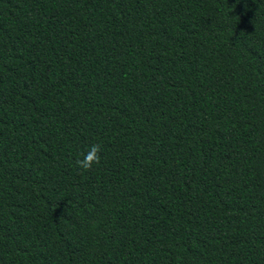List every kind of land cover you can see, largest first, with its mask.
Masks as SVG:
<instances>
[{
	"label": "trees",
	"instance_id": "trees-1",
	"mask_svg": "<svg viewBox=\"0 0 264 264\" xmlns=\"http://www.w3.org/2000/svg\"><path fill=\"white\" fill-rule=\"evenodd\" d=\"M0 264H264V0H0Z\"/></svg>",
	"mask_w": 264,
	"mask_h": 264
},
{
	"label": "clouds",
	"instance_id": "clouds-1",
	"mask_svg": "<svg viewBox=\"0 0 264 264\" xmlns=\"http://www.w3.org/2000/svg\"><path fill=\"white\" fill-rule=\"evenodd\" d=\"M101 144H91L85 151L80 154V158L75 160V167L81 171H88L93 168L94 165L101 163Z\"/></svg>",
	"mask_w": 264,
	"mask_h": 264
}]
</instances>
